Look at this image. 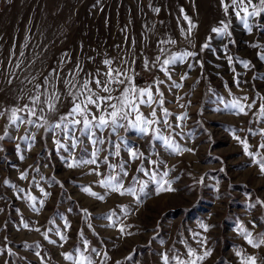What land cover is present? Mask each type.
Instances as JSON below:
<instances>
[{"label":"rangeland","instance_id":"rangeland-1","mask_svg":"<svg viewBox=\"0 0 264 264\" xmlns=\"http://www.w3.org/2000/svg\"><path fill=\"white\" fill-rule=\"evenodd\" d=\"M254 2L259 3V0ZM181 8L196 24L190 43L181 34V28L188 27ZM229 19L232 42L225 53L223 44L228 43V39L222 41L211 29L219 26L221 20ZM251 23L252 32L248 33L231 9L230 16H225L220 0H0V110L28 103V97L37 91L36 85H43L44 77L49 76L52 69H62L67 75L77 62L86 71H93L104 69L105 58H116L117 64L120 57L129 61L135 59L132 67L139 73L135 78L138 85L152 83L155 79L165 81L160 88L165 95L164 107L174 114L169 117L173 125L176 115L187 114V119L180 122L181 127L175 128L172 136L181 148L192 150L170 154L159 141L149 142L134 130H121L119 134L126 137L130 146L138 148L146 157L162 161L157 171L169 170L168 179L173 181L175 191L157 195L156 185L149 183L139 204L131 197L117 194L98 201L78 187L89 186L103 194V189L94 183L99 178L86 174L88 167L94 166L68 169L56 153L50 134L43 130L36 132L33 128L36 140L29 149L28 144L17 139L25 135L24 126H20L19 131L11 130L12 139L0 141V264H41V258L44 264H69L61 253L82 247L81 232L91 246L102 254L107 253V264H162L160 253L170 249L186 252L180 241L199 247L192 237L193 232L206 237L207 247L212 250L203 264H238L234 255L237 248L257 257V264H264V246L250 247L235 229L236 223L243 222L254 236L264 233V207H249L257 200L264 201V175L232 138L234 129H243L238 134L248 137L252 151L264 143V137L248 132L249 128L254 132L264 128V123H257L253 115L259 107V97L264 96V79H254L264 75V61L256 55L261 49L251 46L264 45V18H253ZM169 38L177 41L175 45H163L169 52L196 51L197 59L203 63V68L196 65L191 70L185 64L174 66L173 81L181 83L180 77L186 72L188 78L180 89L171 91L172 81L158 67L151 71L144 69L145 59L152 61L158 55L161 60L166 58V54L161 55L159 42ZM206 42L210 43V48L200 52V46ZM227 55L250 61L252 67L245 69L237 62L230 66ZM65 58L70 62L61 63ZM234 77H238L239 87ZM58 87L63 89L62 85ZM176 96L183 99L177 102ZM232 96H248L249 103L257 99V104L248 115L216 111L223 109L217 97L228 101ZM181 104L185 107H180ZM70 106V100L65 101L60 112H67ZM142 111L147 114L150 109L143 107ZM6 124L7 120L0 117V135ZM164 134L168 131L164 130ZM82 139L90 153L93 146L86 138ZM105 148L114 151L111 144H106ZM107 151L101 153V158ZM82 154L77 148L76 155ZM21 155L23 160L19 158ZM120 159L127 160V153L122 151L121 157H110V162L116 164ZM45 164L48 167H44ZM139 164V161L129 162L126 185L132 176L148 180L143 173L135 171ZM37 167L39 174L33 171ZM144 167H149L147 161ZM24 170L29 173L28 179L20 180L19 174ZM100 170L104 171L105 166ZM41 175L60 181L64 187L58 184L49 187L45 181H40L52 195L39 213L33 212L26 200L17 199L25 193L3 183L7 179L10 184L42 199L39 191L29 186L33 177L39 180ZM121 206L131 209L126 217ZM70 207L71 213L68 212ZM78 209L91 213L92 229ZM111 211L121 217L126 226L125 234L121 235L116 227H107L108 221L99 218ZM61 216L71 225L66 243L55 235L57 227L63 231ZM21 219L30 227L23 228ZM50 219L55 227L48 223ZM249 221H255L257 227L253 228ZM201 223L210 225L209 231L204 232L199 226ZM37 227L39 233L32 230ZM49 228H53L49 237L57 241L56 245L49 244L41 234ZM61 243L62 248L58 246ZM36 251L40 252V257L35 255ZM128 256L133 259L127 260ZM94 259L95 264H101L100 257Z\"/></svg>","mask_w":264,"mask_h":264},{"label":"snow or ice","instance_id":"snow-or-ice-1","mask_svg":"<svg viewBox=\"0 0 264 264\" xmlns=\"http://www.w3.org/2000/svg\"><path fill=\"white\" fill-rule=\"evenodd\" d=\"M222 10L226 17L234 14L248 33L252 32L253 25L251 23L253 18H264V0H259L255 3L254 0H220ZM159 12V9H154ZM183 20L187 22L186 29L181 28V34L184 35L185 40L191 42L193 30L196 24L191 18L185 14L183 8L180 9ZM179 23V22H178ZM231 20H221L219 26L213 27L211 32L222 41L228 39V43L223 44V50L227 53L228 44L231 43L232 33L230 31ZM211 39V38H210ZM134 43V41H133ZM176 40L169 38L159 42L161 55L166 54V58L161 60L158 55L154 60L149 61L145 59L144 69L151 71L153 67H158V70L164 74L165 77L172 83L169 85V91L173 88L180 89L182 82L188 78L187 72L180 77L181 83L172 80L171 72L174 66L178 64H185L189 70L196 65L203 68V63L197 59L199 53L191 50H182L177 52H169L163 45H175ZM253 48H260L257 52L259 60L264 61V45L253 44ZM210 48V43L206 42L200 46V52ZM134 55V54H130ZM91 59V58H89ZM120 63H116V58H105L102 61L104 69L96 68L93 71H86L85 68L78 62L74 68L68 70V74L64 75L62 69H52L49 76H45L43 85L37 84V91L28 97V103L23 106H13L0 110V117L7 120L3 135H0V141L5 139H12L11 130L19 131L20 126H24L25 135L17 137L19 141L28 144L29 149L33 146L36 140V133L32 132L34 128L36 132L43 130L44 133L50 134L52 143L55 147L56 153L60 156L65 166L68 169L85 168L88 166L87 175H95L99 179L95 181L101 189L103 194L93 191L89 186L79 185L80 190L89 197L98 201H103L109 194H117L121 197H131L137 204L141 202V197L146 195L148 184L156 185V194L162 192L175 191L172 187L173 181L168 179L169 170L158 172L157 168L162 165V161L146 157L138 148L132 147L128 144L126 137L121 136V130L124 132L135 131L141 138H147L149 142L159 141L162 146L170 154H181L184 151H192L191 149L181 148L172 136L175 128L181 127L180 122L187 119L186 113H181L175 116L176 124L169 120L174 114L170 112L165 105V95L161 90L160 85L164 84V80L155 79L152 83L143 86L135 82L136 76L139 75L132 67L136 63L135 59L127 60L123 57L119 58ZM193 62H189V61ZM228 64L231 66L234 62L240 63L245 69L252 67L251 62L243 59L227 55ZM70 62L67 58L61 63ZM235 71V69H233ZM264 79V75L254 77V79ZM234 81L239 87L238 77H234ZM58 85H62L61 90ZM43 87V90H39ZM231 95V93H230ZM182 96H176L177 102L182 100ZM219 103L223 104V109L217 108L216 111H226L229 114L248 115L252 112L253 107L257 104V99H252L249 103L248 96L236 97L232 96L231 100L225 101L223 97H217ZM70 100L71 106L67 112L61 113V105L65 101ZM149 108L150 111L145 114L142 108ZM180 107H185L181 104ZM256 117L257 123H264V96L259 97V107L253 113ZM249 123H252L249 121ZM164 130L168 134H164ZM243 129L232 131V138L242 147L243 154L250 158L251 164L259 167V171L264 175V143H260L255 151L251 150L248 137H241L238 132ZM249 134L259 135L264 137V128L258 132L253 129H248ZM180 135V133H176ZM93 146L89 153L84 144V139ZM112 137L116 139L113 140ZM106 144H111L114 151H107ZM20 144H17V149ZM80 148L82 155H76V149ZM101 158V153L106 152ZM126 152L128 159H120L118 163L110 162V157H121V152ZM61 153H67L63 155ZM21 160L24 156L19 157ZM130 161H139V166L135 169L136 172L143 173L148 177L147 181L139 179L137 176L131 177V182L125 184L124 180L129 176L127 168ZM147 161L148 168L144 167ZM105 166V170L101 171V166ZM44 167H48L47 164ZM39 174V168L33 170ZM223 171V169H221ZM28 171H21L19 174L20 180L28 179ZM40 181H45L49 187L53 184H58L60 188L64 185L52 177L40 176L39 180L35 177L29 182L30 187L36 188L42 199H38L30 191L25 192L23 188H17L16 185L10 184L9 180H4V185L11 188H16L17 191L25 193L24 196H17V199L26 200L28 206L33 212L39 213L47 199L52 195L51 192L45 190ZM200 183L203 182V178ZM259 205L264 207V201L257 200L255 207ZM2 211V209H0ZM19 211V210H17ZM70 207L68 212H72ZM131 209L126 206H121V212L126 217ZM78 212L83 214L87 222V226L92 229L93 225L90 221L91 213L87 209H78ZM108 221L107 227H116L118 232L123 235L126 232V226L122 223L121 217L117 216L114 211H111L102 217ZM63 220V231L58 227L55 229V235L60 241L66 243L68 236L67 231L71 228L68 220L61 216ZM23 228H29V223L21 219ZM50 225L55 227V222L49 220ZM253 228L257 227L255 221H249ZM200 228L204 232L209 231L211 227L208 224L201 223ZM235 229L244 241L252 248H260L264 246V233H257L255 236L253 232L246 228L243 222H238ZM40 232V228L32 229ZM53 228L41 233L44 240L49 244L56 245L57 241L50 239L49 232ZM82 240V247L77 246L72 252H62L61 256L69 264H95V257L101 258V264H107L109 259L106 252L103 254L99 249L89 244L87 239H84L83 232L79 233ZM192 237L195 240L198 248L191 247L186 240L180 241L185 245L186 252L180 253L178 251L168 250V252L160 253L162 264H203V262L212 255V250L207 247V238L201 237L200 233L193 232ZM163 243V241H161ZM63 247L64 244L58 245ZM40 245L37 244L36 248ZM10 253V250H7ZM171 253V255H169ZM35 255L40 257V252L36 251ZM234 255L238 258V264H257V257L247 254L243 249L237 248ZM127 260H132V256L126 257ZM41 264H44L41 258ZM119 264V262H117Z\"/></svg>","mask_w":264,"mask_h":264}]
</instances>
